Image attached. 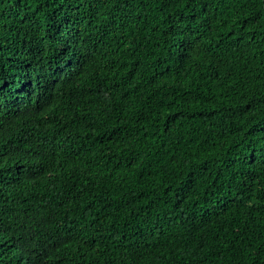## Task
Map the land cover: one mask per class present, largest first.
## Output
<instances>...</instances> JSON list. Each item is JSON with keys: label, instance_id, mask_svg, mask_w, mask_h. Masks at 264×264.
<instances>
[{"label": "trees", "instance_id": "trees-1", "mask_svg": "<svg viewBox=\"0 0 264 264\" xmlns=\"http://www.w3.org/2000/svg\"><path fill=\"white\" fill-rule=\"evenodd\" d=\"M0 264H264V0H0Z\"/></svg>", "mask_w": 264, "mask_h": 264}]
</instances>
